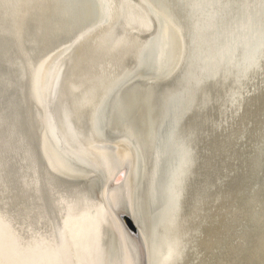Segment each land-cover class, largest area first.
Instances as JSON below:
<instances>
[{
  "label": "bare ground",
  "instance_id": "bare-ground-1",
  "mask_svg": "<svg viewBox=\"0 0 264 264\" xmlns=\"http://www.w3.org/2000/svg\"><path fill=\"white\" fill-rule=\"evenodd\" d=\"M95 2L83 1L95 17L73 28L66 0H0V264L190 263L200 253L202 226L211 225L197 204L209 181L193 185L185 212L180 198L191 159H177L169 180L165 164L162 187L154 190L163 139L155 131L153 138L134 136L102 107L130 78L165 77V100L199 93L197 109L208 104L215 111L200 112L201 121L217 127L232 122L264 80V0H174L175 18L150 0ZM256 142L264 143V134ZM260 155L264 147L253 165ZM137 164L158 200L146 221ZM259 182L264 196V174ZM119 211L137 224L136 241ZM257 233L264 236V228Z\"/></svg>",
  "mask_w": 264,
  "mask_h": 264
},
{
  "label": "water",
  "instance_id": "water-1",
  "mask_svg": "<svg viewBox=\"0 0 264 264\" xmlns=\"http://www.w3.org/2000/svg\"><path fill=\"white\" fill-rule=\"evenodd\" d=\"M83 1L85 0H66L67 5L73 10V17L71 18L73 28L85 24L90 18L95 17L94 10H92V12H90L89 9L86 10ZM150 1L156 6H160L165 13L170 14L171 18H175L172 14L178 16V11L176 10L177 5L174 6L172 3L174 0ZM176 1L177 0H175V3H179ZM92 2L94 7H96L97 4L95 0H92ZM173 6L174 9H172ZM232 6L239 8L235 2L232 3ZM89 12L90 16H88ZM240 12L239 10V13ZM172 50L169 44L167 50L168 59H170L171 56L173 57ZM149 56L150 50H148L145 60L147 61L148 68L153 69L154 64L152 60H149ZM262 62L264 64L263 59ZM148 72L151 73L150 70H148ZM164 78L165 77L149 78L146 75L140 78H130L127 82H123L117 90H114V95L103 105L102 110L106 115H109L111 112L114 117L117 116L119 120L117 124H119L120 127H124L123 120H125L128 125L127 128L129 133H132L134 136L137 135L141 139L148 137L153 138L151 134H154L153 132L155 131L156 133L153 136L157 137L159 135L160 140L163 139V145L161 149L158 150V161L161 163L160 178L154 190L162 187L161 173L165 164L169 165V167L167 168L166 166L164 168L163 175L169 180L171 172L177 164V159L181 158V156L190 158L192 162V172L187 180L189 188L186 195L184 192V197L180 198V202L181 205H183V210L186 212L190 207L187 202L192 196L193 185L195 186L205 177L206 180L209 181L208 186L201 193V198H199L197 204L198 208H202L204 214L206 215L208 213L209 216V213H211L210 211H212L215 206L224 203L228 198L222 191H218L222 189V186L219 185L217 181L222 167L220 160L228 166L227 161L230 155L228 151L230 147L235 143V139L238 135L247 129V124H249V121L253 118L264 99V80L259 83V87L253 93L245 96L242 106L238 111L239 115L235 116L232 122L230 119H227L226 122H223L217 127H213L210 122L204 123L200 119L202 118L200 112H205L206 110L207 112L215 111L212 110L211 105L208 104L205 105V107L201 106V108L197 109L198 103L196 102L199 98V93L196 92L193 97H182L177 94L170 98L167 97L165 100L164 96H161L163 92L160 93L163 84L167 82ZM142 86H144V88H142ZM209 88H212L211 85ZM116 95L119 96L117 100ZM250 98L251 104L247 108ZM160 106H162V111L163 108H165L164 113L161 112ZM141 109H143L145 113L144 116L141 115L139 117V111ZM246 110L249 111L248 118L246 117ZM198 112L199 116L196 115V118L194 115ZM149 128L150 133H148ZM232 128L234 132H232ZM181 140L183 143L179 142ZM182 147L186 148L188 152L186 153V150L182 149ZM160 152H162V157H160ZM174 157L176 159L175 162L173 161ZM137 166H139L138 178L140 183L137 184L136 187L138 191V202L140 204L139 212L146 221L147 217H152L153 212L156 210L155 208L157 207L158 200L157 197L154 196L156 191L154 194L153 192L149 194L144 187V166L142 164H137ZM226 176H229V174ZM229 180L230 179H228V181ZM87 189L93 196L95 195V189L92 184L87 183ZM215 196H217V198ZM162 197L163 196L159 194L161 200ZM117 214L129 236L136 241L139 238L138 227L130 214L126 211H119ZM104 241L103 239V242ZM109 241V252L111 253V248H114L112 247L114 237L110 236V234Z\"/></svg>",
  "mask_w": 264,
  "mask_h": 264
},
{
  "label": "rangeland",
  "instance_id": "rangeland-1",
  "mask_svg": "<svg viewBox=\"0 0 264 264\" xmlns=\"http://www.w3.org/2000/svg\"><path fill=\"white\" fill-rule=\"evenodd\" d=\"M260 134H264V99L247 124V129L238 135L230 147L228 166L220 160L222 167L217 181L222 186L221 191L229 197L222 203V208L220 204L210 211L208 218L212 222L209 219L206 221V225L211 223L210 229L202 226L196 245L200 253L188 264H264V236L257 233L260 226L264 228V196L259 182L264 174V156L258 157V166L252 164L257 150L264 147L263 142H256ZM189 254L190 257L194 256L193 252Z\"/></svg>",
  "mask_w": 264,
  "mask_h": 264
}]
</instances>
